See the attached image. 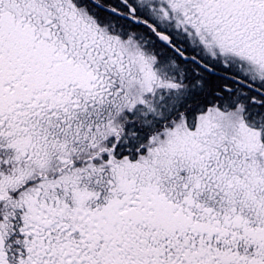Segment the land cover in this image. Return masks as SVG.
<instances>
[{
    "label": "rangeland",
    "instance_id": "rangeland-1",
    "mask_svg": "<svg viewBox=\"0 0 264 264\" xmlns=\"http://www.w3.org/2000/svg\"><path fill=\"white\" fill-rule=\"evenodd\" d=\"M133 1L141 8L146 9L147 6V12L154 23L186 45L189 51L198 53L214 66L230 69L264 87V22L261 27L251 26L253 24L211 28L202 26V23L199 25L198 16L207 17V9H216L220 3L224 6L226 0ZM90 8L91 6L83 4L81 0H4L0 11V125L9 123L19 115L20 118L24 117L27 113H54L48 109L50 104L38 93L49 87V80H52L50 87L57 91L58 87L70 81L77 80L83 84L89 75L95 73V67H90L88 63L73 57L75 52L71 42L75 36L72 35L82 30L79 27L82 25L90 28L92 24L101 36L112 43L116 51L111 59L116 63L117 69H120L121 75L117 76H124V98L118 108V122H122L124 112L139 109L141 106L146 107L147 111L161 115L160 109L173 106L170 102L180 99L191 84L195 81L200 84L206 76L204 71L190 66L164 45L149 28H136L124 33L120 23L102 20V14L97 19ZM31 10H37V14ZM32 14L34 18L28 21ZM57 15L63 16L60 22L64 26H61L63 29L55 31L59 34L56 39L52 34H44L43 30L56 26L53 25V19ZM84 30H90L92 39L95 40V30ZM64 35L70 36H67L69 43L65 42L67 46L61 45ZM34 41L36 46L33 48ZM8 47L11 48L10 53L6 52ZM119 63L123 64L121 68ZM96 80L95 87L102 85L98 82L99 79ZM94 92H98V89ZM176 93L179 98L175 97ZM248 94V91L241 89L237 96ZM247 106L248 104L243 102L235 107H230L228 103H215L202 108L193 124L181 113L177 118L162 123L160 130H153L145 147L140 149L133 161L129 156L123 161H114V156L110 160L99 161V155H94L97 149H89L93 140L101 139L105 135L115 138L116 131L122 132L123 127L114 129L115 127H109L110 125L107 129L86 134V140H78L84 133L71 134L74 129L71 124L62 125L67 130L59 133L55 123H47L45 126L55 133L50 140L44 142V149H41L43 146L32 148L27 144L16 148L14 143L8 144V147L0 150V264H8L2 234L7 228H11L14 218V228L22 235L20 249L16 253L14 248L13 257L20 264H87V258L90 257L88 255L100 251L106 236L115 240L127 236L130 231H144L147 234L152 229H158L161 236L165 233L162 227L168 228L169 236H173V243L178 245L174 258L164 260L163 264H264V232L253 230L250 234L248 244L258 251L251 254V262H247L246 251L242 250L240 254L234 250L226 251L224 245L230 240L224 237L226 232L219 216H206L205 210H202L195 224L182 226L168 212L158 208V189L156 184H150V177L141 173L135 179L129 172L130 168L136 165L155 166L160 163L170 166L176 162L184 169L188 166V160L194 158L191 156V152H197L194 149H209V153L212 151L214 154L218 144L221 145L222 151L226 152V156L219 165L216 164L213 186L219 188L218 186H223L219 185L220 182H227L226 171L229 166L224 167V164L232 161L235 167L240 160L246 159V165H252L253 168V172L248 173L249 177L254 178L259 187H264V140L260 137L264 132V118L258 113H246ZM52 118L51 120L57 119L55 116ZM15 138L11 134L2 135L0 142L4 146L7 140L14 141ZM85 142L88 147L84 153L81 150L85 149L82 147ZM186 150L190 156L183 154ZM176 153L177 155H174ZM201 158L203 163H200V168L195 171H200V177L204 174L205 160H213L209 154ZM96 161L100 162L99 167L87 173L88 169L96 166ZM102 167H108L110 170L104 172ZM113 172L114 179L109 182L105 176L112 175ZM246 175L247 172H244L243 177ZM229 180L231 189L224 188L227 193L235 192L236 196H239V193L240 196H249L252 189L247 185L244 193L238 190L241 188L239 185L243 181L242 177H229ZM100 189L107 190L106 202L101 203L102 200L97 197ZM68 191V201L73 203L71 205L69 202V209L66 208L68 205L59 207L55 210L56 215H53L46 206L45 209L40 208L43 205L38 202V198L53 197L64 202ZM133 198H140L138 206L144 210L146 221L141 225H129L130 229H126V232L121 229L117 232L116 222L124 225L125 220L115 219L113 225L112 215L118 212L122 217L121 214L131 206ZM86 199L89 204L84 207ZM25 203L27 209H20ZM260 208L264 212L263 204ZM237 214L236 217L243 215L240 212ZM101 219H104L103 223ZM7 222L10 223L9 226ZM50 230L53 233L47 235ZM111 230L112 232H108ZM214 235L221 237L216 238ZM45 237L49 240L43 242ZM212 238L219 243L213 246ZM253 239L257 240L251 243ZM113 241L108 243H114ZM12 246L15 247L16 243ZM217 246L220 249H217ZM108 252L106 249L105 253ZM180 253L182 257L178 259ZM252 256H255V260ZM92 264L100 263L93 260Z\"/></svg>",
    "mask_w": 264,
    "mask_h": 264
},
{
    "label": "trees",
    "instance_id": "trees-1",
    "mask_svg": "<svg viewBox=\"0 0 264 264\" xmlns=\"http://www.w3.org/2000/svg\"><path fill=\"white\" fill-rule=\"evenodd\" d=\"M100 1L106 5L111 6H117L116 3H119V0ZM81 2L83 4L91 6L90 10L93 11L92 13L95 14L97 19H99V15L101 17L102 14L104 15V17L101 18L102 20H109L112 22L120 23L121 27L124 29V33L131 29L145 28L141 27L139 24L131 20L123 19L117 14L106 10V8H99V6L91 0H81ZM97 10L99 12H97ZM33 12H35L34 14H37L36 11ZM33 16L34 15L32 14L31 18L28 21H31L32 18H34ZM61 17L63 16H55V19H53V25L56 24V26L49 27V29L43 30V33H47V35L52 34L55 37V31L61 28V26H64L60 22ZM90 26V28H86L84 27V25L79 26L82 30L78 31L77 34L72 35L73 37L75 36V39H72L71 46L73 52H75L73 57L75 56V58L81 59L85 63H88L90 67H95V73L89 75L88 79H85V82L83 84L81 83V81L77 80L74 82L70 81L68 84L62 87H58L57 91H54L53 88L50 87L52 84V80H49L47 83L49 87L47 86L43 89V91H40L38 93L42 94V98L47 101V104H50L48 109H51L50 111H54V113H27L24 117L20 118L19 115L18 118L15 117L9 123L6 124L4 122V124H1L0 137L7 134H11V136L16 137L14 141V138L7 140V143L4 146L0 142L1 151L5 147H8V144L12 143L15 144L16 148L20 147V145L26 144L27 146L32 148H41L44 142L50 140L52 138V134L55 133V131L45 126L47 123H49L50 125L52 123H55L57 132L59 133L63 132L64 129L65 131L67 130L62 125L66 126V124H71V128H74L71 134H80L83 132L84 136L89 133L92 134L95 130L99 129H107L109 127H115L114 129H116V127H123L122 132L117 133L116 131L117 136L115 138L111 137V135H105L106 138L101 137V139L93 140L89 146V149H93L92 151L97 149V153H95L94 155H99V161L105 159L110 160L112 156H114V161H119L120 159H122L123 161L127 158V156L131 157L130 160L133 161L137 157L136 154L140 151V149L145 147V143H147V140L152 134V131L155 129L160 130V127L164 123H166V120L170 121L172 120V118H177V116L181 114L180 111H183L187 121L193 124L194 122H196L197 116L202 108H206L209 105H213L215 103H228L230 107H235L239 103L243 102L245 104H248L246 113H250L251 115L258 113L259 116L264 118V94L261 91L247 86L241 81V79H247H245L241 75L239 76L237 73L230 69H224L214 66L208 63L206 60L205 62L216 68L219 72H211L202 67L194 60H189L185 62L189 63L190 66L199 68L200 70L204 71L206 75L204 78H202L200 84H197V81H195V84H191L192 86L188 90L183 92L181 97L178 95V93H176L175 97H180V99L176 100L175 102H170L173 104V106H171L170 108L168 106H164L163 110L160 109L162 113L161 115H156L151 111H147L146 107L141 106L139 109L124 112V116L121 115L123 118L122 122H118L117 118L120 117L118 108L121 106V100H123L124 98V76H117V74H120V69H117L116 63H114V60L111 59L113 53L116 52L112 43L110 41H107L108 39H105V37L101 36V34L98 33V29L95 30L92 24H90ZM61 29H63V27ZM84 29H91L92 32L95 30V36L93 37L95 40L92 39V33H90V30ZM149 31H151L153 35L155 34L152 29H150ZM35 34H37V28L34 29V35ZM67 36L68 35H64L61 38L63 40L61 45L63 44L67 46L65 43L68 42ZM80 36L82 37V39H80ZM174 42L178 43L176 39H174ZM1 43L5 46L3 42ZM18 43L21 44V41H19ZM35 46L36 44L34 41L33 48ZM166 46L169 49L173 50L167 44ZM6 52L10 53L11 48L8 47L6 49ZM188 53L192 54L194 52L188 51ZM178 56L183 59L180 55ZM119 65H121L120 68L123 66L122 63H119ZM99 72H102L100 73L101 75H96ZM96 79H99L100 81L98 82L102 83V85L95 87L94 84L96 85ZM258 87L264 90V87ZM96 89H98V92H94ZM241 89L248 91L249 94L243 97L237 96L239 95ZM64 90H66V92H63ZM49 92L52 93L49 94ZM250 110H252V112ZM163 114L164 117H162ZM54 116L57 119L51 120V118ZM251 119L253 118L251 117ZM117 123L121 124L118 125ZM84 136H81V138L79 137L78 140H82L83 138L84 140H86L87 136ZM84 144L85 146L82 147L85 149H82L81 151L85 153L88 144L86 142ZM41 149H44V146ZM195 158L196 161H199L198 157ZM99 161H96V166L90 168V170L88 169L87 173L96 170L97 167H99ZM215 168L216 166H214V168H208V172H204V174H206L203 179L204 183L208 181L210 176H213V173L215 171L213 169ZM103 170L104 172H107L110 169H108V167H105L103 168ZM113 174L114 172L112 173V175L107 174L105 176L109 182L114 179ZM134 174L137 175V173ZM155 174L156 172H154V170H148L145 175L150 178L152 177L151 180H153L155 178ZM115 175H117V172H115ZM240 176L241 172L239 170H233V179L240 178ZM197 179L198 178H195V180ZM226 179L227 182L230 181L228 174H226ZM227 182H220L219 185H225L218 186L219 188L214 186V188L210 187L209 189L205 190L213 192L212 194H214L215 196H225L226 190L224 188L227 189ZM238 190H241L240 192L243 191L242 187ZM209 195L211 196L210 193ZM210 201L215 203L217 207L226 206L225 204L222 205V203H219L217 197L211 198ZM253 206L258 207V209L260 208V205ZM260 211L263 212L262 208L260 209Z\"/></svg>",
    "mask_w": 264,
    "mask_h": 264
},
{
    "label": "flooded vegetation",
    "instance_id": "flooded-vegetation-1",
    "mask_svg": "<svg viewBox=\"0 0 264 264\" xmlns=\"http://www.w3.org/2000/svg\"><path fill=\"white\" fill-rule=\"evenodd\" d=\"M91 1L97 4L99 8L100 7L106 8V10L117 14L123 19L131 20L139 24L141 27L151 29V27L148 24H152L157 26L158 28H162L159 25H156L154 21L151 19L150 14H148L147 12L149 11L147 6L145 5L147 10L145 9V7L141 8L136 1L134 2L133 0H127V2H125L124 0H119V3H116L117 6L106 5L102 3L100 0H91ZM3 5H4V0H0V11H2ZM132 5L136 9L135 16L139 17L142 20L141 22H136L131 17ZM206 13L208 14L207 17H202V16L197 17L199 19V21H197L199 22V25L200 23H202V26L207 25L208 27L211 28V27H221V26L224 27L225 25H232V27H235L236 24L240 26H243V24L245 25L253 24L251 26L261 27L260 26L261 23L264 22V2L253 3L250 0H226L224 6L223 4L220 3L218 4L216 9L213 10L207 9ZM202 14H204V12H202ZM55 37L59 38V34L56 32H55ZM179 44L182 43L178 42V45ZM186 51L187 52L189 51L187 46H186ZM193 54L201 57L196 52L189 55H193ZM100 73L102 72H99L96 75H99ZM180 112L184 113L183 111ZM165 122H169V121L166 120ZM260 137L262 138V140H264V133L260 134ZM217 148L218 150H216ZM194 150H197V152L194 151L191 152V156H194V158L188 160L189 162L187 161L188 166L184 167V169L179 167L176 162L175 164H171L170 166L160 163L155 165L156 167L147 166V165L145 166L136 165L135 167H131L129 172L132 173L133 178L135 179L137 175H140L141 173L146 174L148 170L151 171L154 170V172H156L155 174L156 179L154 178L152 181H150L152 178L151 177L149 182L150 184L153 185H155L156 183L159 194L157 198L158 208L168 212V214L178 224L182 226L195 224L202 210H205L206 216H213V215L219 216L221 219V223L224 227V231L226 232V234H224V237L230 240V242L226 243V245L223 244L224 247L226 246V251L234 250L238 252V254H240L242 253V250H244L246 251L245 260L248 262L251 260L250 255L258 251L257 248L248 244V239L251 237L250 234L254 232L253 230H255L258 233L264 232V212L260 211L261 208L258 209V207L253 206V205L264 204L263 201L264 187L262 186L259 187L258 183L254 181V178L249 177L248 173H252L253 168H251L252 165L249 166L246 165L247 164V162H245L246 159L240 160V162H238L235 165V167L233 166L234 162L231 161L228 164H224V167L229 166V169L226 171L228 176L231 179H233V170L235 169L239 170L241 172L240 177H242L243 180V182H240L239 185L240 187H242L243 190L242 192L244 193V189L246 188V185L251 189L254 188L253 192L250 191L249 196H243L245 194L240 196V193L239 196H236L235 192L232 193L226 192L225 196H221V195L215 196L214 194H212L213 192H209L205 190V189H209L210 187L214 188L213 185L215 181L214 180L215 174L213 173V171H212L213 176H210L208 179L209 182L207 181L205 183L203 182V179L206 176V174H203L202 177H200V171H198V173L195 171L196 168L198 169L200 168V163H203L201 157L206 156L208 154L213 157V160L211 161L205 160L203 172L207 173L208 168L209 169L214 168L216 164L219 165L220 162L223 161L224 157L226 156V152L222 151L221 145L218 146V144L217 147L214 149L215 150L214 154H212V151H210L209 153L208 151L209 149L206 150L194 149ZM236 151L237 150H233V152ZM183 154H187L190 156L188 150H186V153L183 152ZM174 155H177V153ZM238 155L241 157L240 153H238ZM195 157H198L199 161H196ZM216 159H218L217 163L215 162ZM225 160L228 162V159L225 158ZM178 162H180V160ZM244 172H247L245 178L243 177ZM134 173H137V175ZM195 178L198 179L195 180ZM230 181L227 182L228 183L226 185L227 189H231ZM138 193L141 194L140 191H138ZM209 193L211 194V196L209 195ZM106 194H107V190L102 189L100 193L97 195L98 199L102 200L101 203L106 202L105 201ZM69 196H70V191H68L65 194L64 202H60V200L57 201V198H53V197L38 198V202L41 205H43L40 207L41 209H45L44 206H46V209L50 210V214L53 213V215H56L55 210H57L59 207H64V206L66 207L68 205V207L66 208L69 209L70 207L69 202H71V205H73L72 201H68ZM215 197H217L219 203H222V205L225 204L226 206L217 208L215 203L210 201L211 198H215ZM139 200L140 198H133L132 202L130 203L131 206L121 214L122 217L119 216L118 212L113 213L112 221L115 219L125 220L124 225L119 222H116L118 228H115V230L117 232L120 231L119 229L124 230L126 232V229H130V227H128L129 225H136V224L141 225L146 221V215L144 210L138 206ZM88 204H89V200L87 201L86 199L84 203V207H87ZM190 205H193V207H191ZM22 208L27 209V204L25 203L24 206L22 207L20 206V209ZM130 209H133L135 212H133L131 215H127L126 212ZM137 210H139L140 213H136ZM239 212L242 213L243 215L236 217V215H238L237 213ZM180 213L184 214L185 216H183ZM108 215L111 216L110 213ZM178 215H182L183 217H185V221L180 219L178 220L177 219ZM136 216H138L141 219L137 221ZM14 220L15 221H11V228H7L5 230V233L2 234L3 249L5 251V257L8 264H20L19 262H17L18 260L16 261L15 258L13 257L15 256L13 255L15 253L13 250L15 248L16 253H18V249H20V242H21L20 237L22 234L18 229L16 230L14 228L16 219L14 218ZM103 220L104 219H101V223H103L102 222ZM115 221L112 222L113 225ZM9 225L10 223L7 222V226ZM162 228L164 229L163 232L165 233L161 236H159L158 229L155 230L152 229L147 234L144 231H137V230L130 231L127 236L120 237L115 240L112 239L110 236L108 237L106 236L105 243L102 244V246H100V251L97 253L92 252L93 254L88 255L90 257L87 258L89 260L87 261V264L88 263L92 264L93 260L100 264H160V263L163 264L164 260L166 261V259L172 260L174 258V254L177 253L178 251V245L173 243L174 242L173 236L172 235L169 236L168 228L167 227L165 228L162 227ZM108 232H112V230ZM52 233L53 231L50 230L49 234L47 235H51ZM214 236L216 238L221 237V236L219 237L218 235H214ZM46 237L44 238L43 242L47 241L48 238ZM123 239L125 240V242H121ZM158 239L160 240L157 242ZM110 240L111 241L114 240L116 243L114 241H113L114 243H108ZM256 240L257 239H253L251 243H253V241ZM14 243H16L15 247L12 246ZM212 243L214 246L217 243H219V241L212 238ZM9 246H11L12 249L9 248ZM54 247L57 248V246ZM106 249H108L109 251L108 254L105 253ZM217 249L220 248L218 247ZM11 250L13 252H11ZM20 251L23 252L22 250ZM93 257L96 258L94 259ZM181 257H182V253L178 255V259ZM252 259L255 260V256H252Z\"/></svg>",
    "mask_w": 264,
    "mask_h": 264
},
{
    "label": "water",
    "instance_id": "water-1",
    "mask_svg": "<svg viewBox=\"0 0 264 264\" xmlns=\"http://www.w3.org/2000/svg\"><path fill=\"white\" fill-rule=\"evenodd\" d=\"M125 2H127V0H124ZM131 17L136 21V22H141L142 20L139 17L135 16L136 13V9L135 7L132 5L131 6ZM151 27L153 28V30L156 32V34L158 35V37L160 38L161 41H163L164 43L168 44L169 46H171L174 50H176L184 59L189 60V59H194L195 61H197L198 63H200L202 66H204L206 69L210 70L211 72H217L216 69H214L213 67H211L210 65L204 63L202 60H200L198 57L196 56H191L185 53V49L186 47L181 45V46H177L176 44H174L172 42V36L169 35L168 33L164 32V31H160L157 29V27L151 25ZM245 84L251 85L250 83L244 81ZM133 212H135L133 209H130L126 212L127 215H131ZM136 213H140L139 210L136 211ZM182 214V213H180ZM183 216H185L184 214H182ZM182 215H178L177 219L179 220H183L185 221V217H183ZM141 218H139L138 216H136V220L139 221Z\"/></svg>",
    "mask_w": 264,
    "mask_h": 264
}]
</instances>
